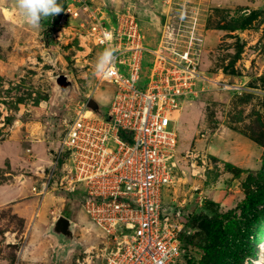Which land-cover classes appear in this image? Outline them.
Returning a JSON list of instances; mask_svg holds the SVG:
<instances>
[{
	"label": "rangeland",
	"instance_id": "374dc122",
	"mask_svg": "<svg viewBox=\"0 0 264 264\" xmlns=\"http://www.w3.org/2000/svg\"><path fill=\"white\" fill-rule=\"evenodd\" d=\"M67 1L58 3L64 8ZM87 1L108 18L135 14L148 47L155 44L167 13L186 28L196 17L202 38L198 66L206 78L180 111V160L172 169L178 180L164 200L186 197L191 215L231 212L215 247H208L203 231L191 222L170 264H187L189 257L194 264H264V0ZM80 40L63 11L33 29L16 13L13 0H0V264H75L85 247L104 244V235L82 207L81 183L72 193H37L42 170L47 172L76 105L89 93L106 111L115 91L113 83L96 87L101 48L86 55ZM48 51L54 56L44 54ZM150 59L146 52L145 62ZM57 74H68L74 85L63 102ZM192 169L199 173L193 175ZM17 187L21 192L14 193ZM257 193L262 196L258 204L239 206ZM60 214L73 220L71 238L52 231Z\"/></svg>",
	"mask_w": 264,
	"mask_h": 264
},
{
	"label": "built area",
	"instance_id": "2783aa9c",
	"mask_svg": "<svg viewBox=\"0 0 264 264\" xmlns=\"http://www.w3.org/2000/svg\"><path fill=\"white\" fill-rule=\"evenodd\" d=\"M63 16L77 27L86 55L96 47L100 55L114 50L111 65L103 73L96 69L95 80L97 88L108 82L115 91L106 111L97 102L88 105L89 93L76 105L47 172L42 170L37 193H72L83 185L82 207L105 241L85 247L75 264H170L180 253L190 212L186 197L164 200L178 180L172 169L180 160L179 116L198 81L206 78L198 66L202 38L196 17L186 28L167 13L148 47L137 16L129 11L108 18L91 1L69 0Z\"/></svg>",
	"mask_w": 264,
	"mask_h": 264
},
{
	"label": "clouds",
	"instance_id": "9594fccd",
	"mask_svg": "<svg viewBox=\"0 0 264 264\" xmlns=\"http://www.w3.org/2000/svg\"><path fill=\"white\" fill-rule=\"evenodd\" d=\"M13 6L24 23L33 29H40L42 20L63 11L58 0H13ZM113 58L114 50L106 48L97 60V71L103 73L111 65Z\"/></svg>",
	"mask_w": 264,
	"mask_h": 264
},
{
	"label": "trees",
	"instance_id": "16d2710c",
	"mask_svg": "<svg viewBox=\"0 0 264 264\" xmlns=\"http://www.w3.org/2000/svg\"><path fill=\"white\" fill-rule=\"evenodd\" d=\"M261 194H248L247 197H245L242 201H240L239 206H245V205H255L258 204L261 198ZM231 211H226L222 213L220 216H214L209 217L202 214H195L191 215V211L186 216L185 221V230L181 233L180 239V252L183 247V241L185 240V234L187 232V228L190 225V223H195L199 229H201L204 233L206 242L208 244V247H215L218 245L219 241L224 238L225 236V228H224V218H226ZM239 236H244L243 233H239ZM249 238V237H248ZM235 239H238V236L235 237ZM187 264H194L193 261H191L190 257L186 260Z\"/></svg>",
	"mask_w": 264,
	"mask_h": 264
},
{
	"label": "water",
	"instance_id": "95a60500",
	"mask_svg": "<svg viewBox=\"0 0 264 264\" xmlns=\"http://www.w3.org/2000/svg\"><path fill=\"white\" fill-rule=\"evenodd\" d=\"M45 55L53 57V52H44ZM55 83L57 85V91L59 93L58 97L63 102L65 99H68L72 96L74 85L70 80L68 74H57L54 76ZM96 101L93 98L88 99L89 106H96ZM60 160L59 166L60 167ZM73 222L63 214H60L56 217L55 221L52 224V231L57 235H63L66 238L72 237L71 225Z\"/></svg>",
	"mask_w": 264,
	"mask_h": 264
},
{
	"label": "crops",
	"instance_id": "0c3cea01",
	"mask_svg": "<svg viewBox=\"0 0 264 264\" xmlns=\"http://www.w3.org/2000/svg\"><path fill=\"white\" fill-rule=\"evenodd\" d=\"M10 172L9 171H4V174H9ZM14 177L16 176V175H13ZM20 178V180H21V177L22 176H17V178ZM29 179L28 178H26V176L24 175V178H23V180H21V181H23V182H27ZM14 193H18V192H21V190L17 187V188H13V189H11ZM31 196H32V193H31ZM63 209H64V205L62 206V208H61V212H63ZM64 215V214H63ZM64 216H66V215H64ZM66 217H68V216H66ZM72 222H73V220L70 218V217H68Z\"/></svg>",
	"mask_w": 264,
	"mask_h": 264
},
{
	"label": "bare ground",
	"instance_id": "6f19581e",
	"mask_svg": "<svg viewBox=\"0 0 264 264\" xmlns=\"http://www.w3.org/2000/svg\"><path fill=\"white\" fill-rule=\"evenodd\" d=\"M260 247H261L262 251L264 252V240H263V242L260 244Z\"/></svg>",
	"mask_w": 264,
	"mask_h": 264
}]
</instances>
